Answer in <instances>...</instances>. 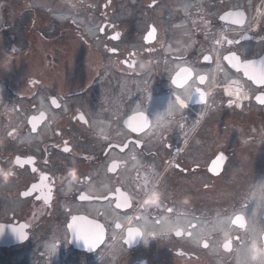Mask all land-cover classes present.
<instances>
[{"label":"flooded vegetation","instance_id":"af4514ba","mask_svg":"<svg viewBox=\"0 0 264 264\" xmlns=\"http://www.w3.org/2000/svg\"><path fill=\"white\" fill-rule=\"evenodd\" d=\"M233 56L264 58V0H0V264H264Z\"/></svg>","mask_w":264,"mask_h":264},{"label":"snow or ice","instance_id":"6c2138e0","mask_svg":"<svg viewBox=\"0 0 264 264\" xmlns=\"http://www.w3.org/2000/svg\"><path fill=\"white\" fill-rule=\"evenodd\" d=\"M221 19H223V17H221ZM154 30V29H153ZM152 30V31H153ZM243 38H245V39H247V38H249V37H247V36H245V37H243ZM231 43H233L232 41H229V44H231ZM234 57V56H233ZM235 58V57H234ZM204 60L205 61H208L209 60V57H207V56H205L204 57ZM52 104L53 105H56L57 107H59V105H57V102L55 101V100H52ZM64 151H69V149H67V148H65L64 149ZM84 197H81V199H83ZM70 227H72L71 225H70ZM74 231H75V229H74ZM81 238H83V239H85V243L89 246V248H91V247H93L95 244H97V243H100V242H102L101 241V239L100 240H91V239H88V238H84V237H81ZM101 238H102V231H101ZM21 239H24V235H23V233H21ZM131 239V234L129 235V240Z\"/></svg>","mask_w":264,"mask_h":264},{"label":"clouds","instance_id":"9594fccd","mask_svg":"<svg viewBox=\"0 0 264 264\" xmlns=\"http://www.w3.org/2000/svg\"><path fill=\"white\" fill-rule=\"evenodd\" d=\"M201 79H203V78H201ZM11 176H12V173L10 171L5 172L4 170L0 169V180L10 179ZM253 255H254V257H256L257 260H264V249L254 250Z\"/></svg>","mask_w":264,"mask_h":264},{"label":"rangeland","instance_id":"374dc122","mask_svg":"<svg viewBox=\"0 0 264 264\" xmlns=\"http://www.w3.org/2000/svg\"><path fill=\"white\" fill-rule=\"evenodd\" d=\"M221 85H224V82L223 83H221ZM223 95V94H222Z\"/></svg>","mask_w":264,"mask_h":264}]
</instances>
